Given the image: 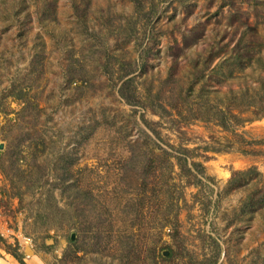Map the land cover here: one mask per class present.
<instances>
[{
  "label": "rangeland",
  "instance_id": "rangeland-1",
  "mask_svg": "<svg viewBox=\"0 0 264 264\" xmlns=\"http://www.w3.org/2000/svg\"><path fill=\"white\" fill-rule=\"evenodd\" d=\"M262 186L264 0H0V264H264Z\"/></svg>",
  "mask_w": 264,
  "mask_h": 264
},
{
  "label": "trees",
  "instance_id": "trees-1",
  "mask_svg": "<svg viewBox=\"0 0 264 264\" xmlns=\"http://www.w3.org/2000/svg\"><path fill=\"white\" fill-rule=\"evenodd\" d=\"M120 91V96H122L126 101H128L123 92L121 91V89L119 90ZM222 118V119H221ZM220 119H218V123L222 126H226V123H225V119L223 116H221ZM162 154L160 155H157V157H164L166 162L171 164L170 166L173 167V164L176 165L178 167V169L180 170V173L184 176H186V183L188 184H198L200 182H202V180H209L210 177L207 176L205 173H204V170H203V166L201 164L200 161H197V160H193L190 156H188V154H184V155H172L170 154L169 152H167L165 149L162 150ZM183 151L184 152H187L186 148H183ZM166 153L169 154L168 156H166ZM173 160L171 161V160ZM255 166H252V167H249L247 170H235V171H232L231 172V175L227 181L228 183V186L230 187H233L236 185L237 181L239 180V176H243L245 174L248 173V171H251V170H255ZM154 173L153 170H150L149 169H143L141 173H143L144 175H147L149 176V173ZM170 175V174H169ZM192 178H190V177ZM143 179V178H142ZM240 182V180H239ZM262 191V194H263V199L262 202L259 203V205H261L262 203H264V186H262L260 188ZM12 194V193H11ZM250 196V195H249ZM249 196H247L249 198ZM260 201V200H259ZM258 201V202H259ZM176 213L173 215L175 216ZM176 218V216L174 217ZM176 222V220H175ZM173 233L171 234V236L175 237V235L178 234V230H177V226H174V229H173ZM2 240V237L0 235V242H2V245L4 247V249H6L8 252V246L4 243L3 244V241ZM153 248V253L154 256L153 258H157L159 257V260H162L163 262L164 261H167V262H174L176 263L177 259L179 258H176L177 256H175V251L173 249V245L170 244V243H167L165 244L164 246H160L159 248H156L155 246H152L151 249ZM161 251H166V254L165 255H162L161 254ZM14 257H16L19 261H20V257L15 254V252H10ZM187 257L192 259L194 257H192L191 254H187ZM183 258V257H182ZM196 261L193 262V264H216L217 262V253H214V254H206V253H202L200 255V258L199 257H195ZM178 262V261H177ZM158 263V262H156ZM159 264V263H158Z\"/></svg>",
  "mask_w": 264,
  "mask_h": 264
}]
</instances>
